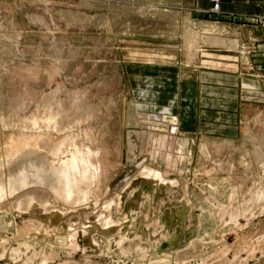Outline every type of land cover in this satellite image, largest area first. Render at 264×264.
<instances>
[{
    "label": "rangeland",
    "instance_id": "rangeland-1",
    "mask_svg": "<svg viewBox=\"0 0 264 264\" xmlns=\"http://www.w3.org/2000/svg\"><path fill=\"white\" fill-rule=\"evenodd\" d=\"M221 2L0 0V264H264V4Z\"/></svg>",
    "mask_w": 264,
    "mask_h": 264
},
{
    "label": "crops",
    "instance_id": "crops-1",
    "mask_svg": "<svg viewBox=\"0 0 264 264\" xmlns=\"http://www.w3.org/2000/svg\"><path fill=\"white\" fill-rule=\"evenodd\" d=\"M202 1H204L205 4H210L212 0H202ZM221 1H222L221 9L224 13L239 14L243 16L261 13L262 5L264 4V0H221ZM189 90L193 91L191 86ZM182 144L183 142L181 143V148H182ZM162 176L165 178L163 174ZM55 177L59 178V176H55ZM165 184H166V178H165Z\"/></svg>",
    "mask_w": 264,
    "mask_h": 264
},
{
    "label": "bare ground",
    "instance_id": "bare-ground-1",
    "mask_svg": "<svg viewBox=\"0 0 264 264\" xmlns=\"http://www.w3.org/2000/svg\"><path fill=\"white\" fill-rule=\"evenodd\" d=\"M157 183H160V184H163V183H161L159 180H158V182ZM212 189V188H211ZM219 192V191H218ZM220 193V192H219ZM140 194V193H139ZM194 194V193H193ZM227 194V193H226ZM216 196V195H215ZM179 200V199H178ZM202 201H203V199H202ZM205 201V200H204ZM189 203V202H188ZM216 204V203H215ZM210 208V207H209ZM191 210V209H190ZM58 242H60V241H58ZM61 242H62V240H61ZM166 250L165 249H162L161 250V252H165Z\"/></svg>",
    "mask_w": 264,
    "mask_h": 264
},
{
    "label": "built area",
    "instance_id": "built-area-1",
    "mask_svg": "<svg viewBox=\"0 0 264 264\" xmlns=\"http://www.w3.org/2000/svg\"><path fill=\"white\" fill-rule=\"evenodd\" d=\"M216 7H217V8L219 7V4H218V3H216Z\"/></svg>",
    "mask_w": 264,
    "mask_h": 264
}]
</instances>
